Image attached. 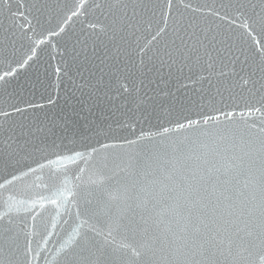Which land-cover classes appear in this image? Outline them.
Masks as SVG:
<instances>
[{
    "label": "water",
    "instance_id": "water-1",
    "mask_svg": "<svg viewBox=\"0 0 264 264\" xmlns=\"http://www.w3.org/2000/svg\"><path fill=\"white\" fill-rule=\"evenodd\" d=\"M184 2L200 11L181 9L179 33L153 0L0 7V96L25 109L0 126V232L18 264H67L86 242L249 264L264 243V99L244 84L264 61V31L243 27L259 0Z\"/></svg>",
    "mask_w": 264,
    "mask_h": 264
},
{
    "label": "snow or ice",
    "instance_id": "snow-or-ice-1",
    "mask_svg": "<svg viewBox=\"0 0 264 264\" xmlns=\"http://www.w3.org/2000/svg\"><path fill=\"white\" fill-rule=\"evenodd\" d=\"M3 6H8V0H4L3 5H0V7ZM20 6V0H17L16 8L18 11ZM32 6L35 7V4ZM246 6L247 5L244 3H237L236 5V7L241 11ZM250 6L254 10L259 8L260 12L255 14V19L253 17H247L243 27L249 30H254L253 25H258L260 29L264 31V0H259L258 4L251 3ZM109 7L116 9L122 7L126 9L127 4L123 3V0H111ZM152 7L159 8L161 17L165 21H167L170 15L176 17V24L179 25L175 30L177 33H179L183 28V25L180 23L181 19L184 18L183 12H181L182 8L200 11V8H193L192 4L185 3L184 0H153ZM9 11H11L10 7ZM37 11H39V9H37ZM217 15L219 14L217 13ZM116 23H118V21H114V24ZM233 23H235V21H233ZM189 26L191 27L192 25ZM115 30L116 29L114 28V31ZM163 30L164 29H161V31ZM184 31L186 32L187 29H184ZM180 39L182 44L186 43V41L183 40V37H180ZM177 51H180V49L177 48ZM209 67H211V65H209ZM252 77H254V79L244 80V84H251L250 91L254 90L255 92L261 93V98L264 99V61L253 69ZM18 101H20V97L15 96L14 94L0 96V126L7 125L9 121L12 120L14 114H22L24 112L25 109L20 107ZM23 103L28 108L43 106L36 105L32 101H24ZM48 103H53L51 98L48 99ZM188 123L192 124L194 121L189 120ZM178 126L184 127L183 124ZM261 132L264 133V128L261 129ZM255 143L258 145L255 150L259 152L262 157H264V136L257 138ZM12 159H14V155L10 154L8 162ZM16 163H19V160H17ZM262 175H264V172H262ZM181 195H184V198L187 199V195L185 193L182 192ZM255 227L261 229V232L264 233V196L261 198L260 219L259 222L255 224ZM7 232L8 229H4L0 232V264H18V261L15 259L17 254L15 242L7 235ZM248 234L251 235V231ZM129 247L130 254L114 255L112 252L106 251L102 247L96 246L94 243L86 242L85 245L79 249V251L73 252L67 257V264H153L152 257L155 253L150 254V250L148 249L141 251L140 248ZM140 247L143 248L144 246L141 245ZM248 256L250 257L249 264H264V243L256 248L255 251H250Z\"/></svg>",
    "mask_w": 264,
    "mask_h": 264
}]
</instances>
